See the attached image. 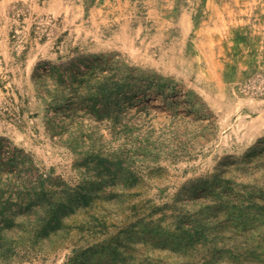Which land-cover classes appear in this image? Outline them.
<instances>
[{
	"label": "rangeland",
	"instance_id": "obj_1",
	"mask_svg": "<svg viewBox=\"0 0 264 264\" xmlns=\"http://www.w3.org/2000/svg\"><path fill=\"white\" fill-rule=\"evenodd\" d=\"M48 65L130 103L72 111ZM0 137L73 188L0 181V264H264V0L0 1Z\"/></svg>",
	"mask_w": 264,
	"mask_h": 264
},
{
	"label": "trees",
	"instance_id": "obj_2",
	"mask_svg": "<svg viewBox=\"0 0 264 264\" xmlns=\"http://www.w3.org/2000/svg\"><path fill=\"white\" fill-rule=\"evenodd\" d=\"M47 68L55 86L51 96L55 100L59 96L64 98L67 107L72 111L85 107L100 120L105 113L118 111L121 98H128L127 102L130 103V97L124 94L127 90L126 84L118 78L115 79L114 75L110 77L103 74V70L97 72L96 68L87 66L85 70L78 69L67 75L60 65H48ZM76 101L85 105L77 107ZM2 179L5 180L1 182L2 186L11 185L17 191H31L34 196L46 195L57 199L73 196V188L65 181L40 172L34 166L29 153L11 146L0 137V181Z\"/></svg>",
	"mask_w": 264,
	"mask_h": 264
},
{
	"label": "crops",
	"instance_id": "obj_3",
	"mask_svg": "<svg viewBox=\"0 0 264 264\" xmlns=\"http://www.w3.org/2000/svg\"><path fill=\"white\" fill-rule=\"evenodd\" d=\"M0 1H5L6 3H9V2H16V3H27L29 1H32V0H0ZM51 1L53 0H40V2H46V3H50Z\"/></svg>",
	"mask_w": 264,
	"mask_h": 264
}]
</instances>
